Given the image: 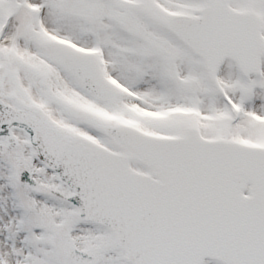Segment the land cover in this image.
<instances>
[{
	"label": "snow or ice",
	"instance_id": "snow-or-ice-1",
	"mask_svg": "<svg viewBox=\"0 0 264 264\" xmlns=\"http://www.w3.org/2000/svg\"><path fill=\"white\" fill-rule=\"evenodd\" d=\"M0 264H264V0H0Z\"/></svg>",
	"mask_w": 264,
	"mask_h": 264
}]
</instances>
